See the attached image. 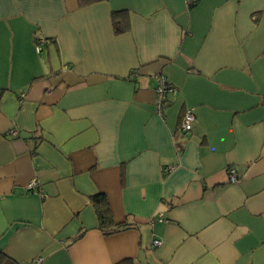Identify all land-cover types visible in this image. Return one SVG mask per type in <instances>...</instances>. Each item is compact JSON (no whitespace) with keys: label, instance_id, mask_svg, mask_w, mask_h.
Listing matches in <instances>:
<instances>
[{"label":"crops","instance_id":"0c3cea01","mask_svg":"<svg viewBox=\"0 0 264 264\" xmlns=\"http://www.w3.org/2000/svg\"><path fill=\"white\" fill-rule=\"evenodd\" d=\"M192 1L0 0V251L17 264H264V0ZM157 74L178 88L162 112ZM97 193L127 227L99 228Z\"/></svg>","mask_w":264,"mask_h":264},{"label":"trees","instance_id":"16d2710c","mask_svg":"<svg viewBox=\"0 0 264 264\" xmlns=\"http://www.w3.org/2000/svg\"><path fill=\"white\" fill-rule=\"evenodd\" d=\"M79 6H86L101 0H77ZM195 1L193 0L190 3V6H193ZM113 28L116 34H121L129 30L130 20L129 12L127 10L115 11L113 12ZM93 206L95 208L99 228L103 230L106 234H111L116 231L121 230L122 228L127 227V224H117L114 220L113 213L107 199V196L104 193H97L92 197ZM0 264H17V262L7 256L5 253L0 251ZM117 264H132L131 260H123Z\"/></svg>","mask_w":264,"mask_h":264},{"label":"built area","instance_id":"2783aa9c","mask_svg":"<svg viewBox=\"0 0 264 264\" xmlns=\"http://www.w3.org/2000/svg\"><path fill=\"white\" fill-rule=\"evenodd\" d=\"M39 43L44 42V38L40 37L38 39ZM157 80V109L159 112H162L163 108L167 105L169 102V98L172 95H176L178 93V88L175 86L172 82L169 81V79L164 74H157L156 75ZM196 119V115L193 109L186 108L183 112L182 118H181V124L180 129L183 132H189L193 129V125ZM170 169V168H168ZM229 176L231 182H235L238 180L237 171L234 167L229 168ZM29 188L32 190L37 191V182L32 181L29 184ZM40 193V192H39ZM161 216V215H160ZM162 218V217H161ZM160 218V219H161ZM162 244V240L159 238H155L153 240V246L158 247Z\"/></svg>","mask_w":264,"mask_h":264}]
</instances>
